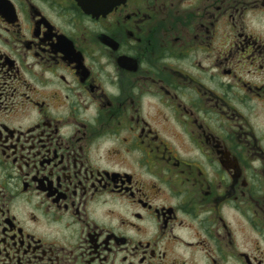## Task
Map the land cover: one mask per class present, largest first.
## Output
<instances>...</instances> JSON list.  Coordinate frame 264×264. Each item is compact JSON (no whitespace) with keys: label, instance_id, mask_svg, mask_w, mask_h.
<instances>
[{"label":"flooded vegetation","instance_id":"1","mask_svg":"<svg viewBox=\"0 0 264 264\" xmlns=\"http://www.w3.org/2000/svg\"><path fill=\"white\" fill-rule=\"evenodd\" d=\"M0 264H264V0H0Z\"/></svg>","mask_w":264,"mask_h":264}]
</instances>
